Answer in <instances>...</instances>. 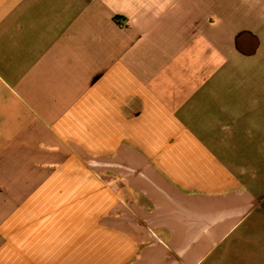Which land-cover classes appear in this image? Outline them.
Instances as JSON below:
<instances>
[{"label": "crops", "instance_id": "0c3cea01", "mask_svg": "<svg viewBox=\"0 0 264 264\" xmlns=\"http://www.w3.org/2000/svg\"><path fill=\"white\" fill-rule=\"evenodd\" d=\"M261 71L264 0H0V264H264Z\"/></svg>", "mask_w": 264, "mask_h": 264}, {"label": "rangeland", "instance_id": "374dc122", "mask_svg": "<svg viewBox=\"0 0 264 264\" xmlns=\"http://www.w3.org/2000/svg\"><path fill=\"white\" fill-rule=\"evenodd\" d=\"M260 74H261V75H264V72L262 73V71H261ZM242 91L245 92V91H248V89L245 88V86H244L243 89H242ZM240 121H241V120H240ZM262 167H263V166H262V164L260 163V159H259V162L257 163V170L260 171V170L262 169Z\"/></svg>", "mask_w": 264, "mask_h": 264}]
</instances>
